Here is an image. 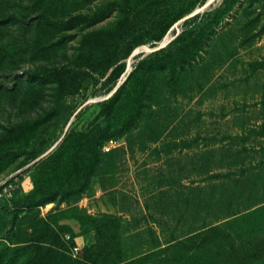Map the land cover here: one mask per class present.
Segmentation results:
<instances>
[{"label":"rangeland","instance_id":"rangeland-1","mask_svg":"<svg viewBox=\"0 0 264 264\" xmlns=\"http://www.w3.org/2000/svg\"><path fill=\"white\" fill-rule=\"evenodd\" d=\"M208 1L0 0V264H264V0Z\"/></svg>","mask_w":264,"mask_h":264},{"label":"trees","instance_id":"trees-1","mask_svg":"<svg viewBox=\"0 0 264 264\" xmlns=\"http://www.w3.org/2000/svg\"><path fill=\"white\" fill-rule=\"evenodd\" d=\"M233 0H223V2L221 3L222 9L225 8V6L228 3H232ZM253 2L252 0L248 1V5H252ZM258 14L264 16V6L259 9ZM206 21H202L200 24H196L194 26L195 30L197 29L198 31L201 30H205L206 34L204 35V38L201 40V37L198 38L195 43L193 45H190L189 47H187V49L185 50L184 46H180V44H178L180 41H182L183 37H185L186 35H188L192 30H182L181 32H179L175 38L168 44V48L170 49V47H173V49L175 50L174 53H171L175 55L172 63H173V67L177 66V60L180 62L183 61H187L190 59H194L195 54H199V50H201V52H205L204 47L208 46L210 44V41L212 40V38L214 37V26L215 24H211V22H207ZM194 40V39H193ZM201 56V53H200ZM170 57H168L169 59ZM195 60V59H194ZM193 60V61H194ZM191 64V63H190ZM192 66V64H191ZM150 69L147 71H150L152 66H148ZM144 68L142 66H137L136 69L138 70L141 69L146 71V69L148 68ZM110 136V132H104L101 135L98 136L97 140H96V146L98 148L103 147V144L105 143V141H109L110 139H108V137ZM193 145L196 146V138H194L193 141ZM98 155H101V151L100 149L98 150ZM215 161V160H214ZM195 167H197V165H195ZM198 170V169H197ZM205 171H207L206 175L203 177L202 181H203V185L202 182L198 179H194L193 180V191H205L207 189H212L213 187H219L220 185H222V182L217 183L218 180L221 179L224 180V178L229 177L232 173H221V172H210L207 169H204ZM197 175L198 171H195ZM210 192V198L212 199L211 202L213 201V205H216L218 202H220L221 197H222V193L217 189L214 191H208V193ZM207 193V194H208ZM210 200V199H209Z\"/></svg>","mask_w":264,"mask_h":264},{"label":"water","instance_id":"water-1","mask_svg":"<svg viewBox=\"0 0 264 264\" xmlns=\"http://www.w3.org/2000/svg\"><path fill=\"white\" fill-rule=\"evenodd\" d=\"M210 2H211V1L206 2L203 6H201V8L195 10V11L193 12V14L196 13L198 10L202 9L204 6H206V5L209 4ZM163 44H164V43H162L160 47H162ZM160 47H158V48H160ZM116 88H117V87H115V89H116ZM115 89H114V90H115ZM114 90H113V91H114Z\"/></svg>","mask_w":264,"mask_h":264},{"label":"built area","instance_id":"built-area-1","mask_svg":"<svg viewBox=\"0 0 264 264\" xmlns=\"http://www.w3.org/2000/svg\"><path fill=\"white\" fill-rule=\"evenodd\" d=\"M103 148L105 150H109L110 149V147L108 145H104ZM74 249L77 250L78 249V246H74Z\"/></svg>","mask_w":264,"mask_h":264},{"label":"bare ground","instance_id":"bare-ground-1","mask_svg":"<svg viewBox=\"0 0 264 264\" xmlns=\"http://www.w3.org/2000/svg\"><path fill=\"white\" fill-rule=\"evenodd\" d=\"M209 1H211V0H209Z\"/></svg>","mask_w":264,"mask_h":264}]
</instances>
